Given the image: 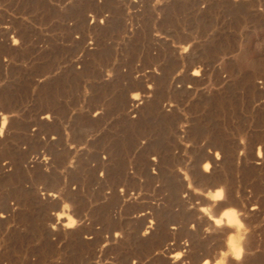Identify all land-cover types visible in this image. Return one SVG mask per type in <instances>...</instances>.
Segmentation results:
<instances>
[{
  "label": "rangeland",
  "instance_id": "obj_1",
  "mask_svg": "<svg viewBox=\"0 0 264 264\" xmlns=\"http://www.w3.org/2000/svg\"><path fill=\"white\" fill-rule=\"evenodd\" d=\"M0 130V264H264V0H0Z\"/></svg>",
  "mask_w": 264,
  "mask_h": 264
},
{
  "label": "clouds",
  "instance_id": "obj_2",
  "mask_svg": "<svg viewBox=\"0 0 264 264\" xmlns=\"http://www.w3.org/2000/svg\"><path fill=\"white\" fill-rule=\"evenodd\" d=\"M134 98L139 100L140 99V95L137 93L134 95ZM5 124H7V117H5ZM3 134V130H0V135ZM206 170H208L206 168ZM121 191H123V189H121ZM215 198H219V194L217 197ZM205 211H210L209 209H205ZM238 215H243V213H237L235 211H233L232 213H230V216L233 218L232 220L229 221V223L231 224H234L235 227H237V229L239 230L237 235L232 237V250L230 252H226V253H223V256L225 259H221L218 264H225V260L226 258L229 256V255H233L235 257V259L237 261H241L242 258H243V255H244V248L242 247L245 239H246V236L248 234V229L246 228V226L243 224L242 221H240L239 219H236V217ZM76 221H72L71 225H75ZM150 233L149 232H144L143 235L144 236H147L149 235ZM181 255L182 254H178L175 259L179 260L181 258ZM133 264H137V261H133ZM207 264V262H206Z\"/></svg>",
  "mask_w": 264,
  "mask_h": 264
},
{
  "label": "bare ground",
  "instance_id": "obj_3",
  "mask_svg": "<svg viewBox=\"0 0 264 264\" xmlns=\"http://www.w3.org/2000/svg\"><path fill=\"white\" fill-rule=\"evenodd\" d=\"M132 99H134V100H137V99H135L134 98V95L132 96ZM4 122H3V126H4ZM206 160V159H205ZM209 163H207V164H205V166H204V171H208L209 170ZM206 168L208 169V170H206ZM218 186V185H217ZM218 194H219V198H215V197H217L218 196ZM213 201H215V202H220V201H222L223 200V190L220 188V189H218V190H216L213 194ZM218 202V203H219ZM224 206V205H223ZM233 211H235V210H230V209H227V210H224V212L221 214V216L219 217V218H215V220H214V224H215V226H217V227H221L222 225H223V219L225 220V225L228 227V229L229 230H232V231H238V229H237V227H235L234 226V224H231V223H229V221L230 220H232L233 218L230 216V213H232ZM60 217V216H59ZM63 217V216H62ZM236 219H239L238 218V216L236 217ZM68 220V219H67ZM71 223H72V220H71V218H69V220H68V222H66V223H63L64 224V226L66 227V228H72L73 227V225L72 226H70L71 225ZM233 237V236H232ZM232 237L230 238V240H229V247H230V249L232 250ZM232 257L235 259V257L232 255ZM228 261V260H227ZM228 263V262H227ZM216 264H218V262L216 263ZM229 264V263H228Z\"/></svg>",
  "mask_w": 264,
  "mask_h": 264
}]
</instances>
